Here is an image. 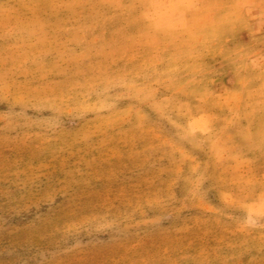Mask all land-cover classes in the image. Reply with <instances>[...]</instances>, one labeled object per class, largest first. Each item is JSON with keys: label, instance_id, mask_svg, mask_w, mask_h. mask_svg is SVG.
<instances>
[{"label": "rangeland", "instance_id": "obj_1", "mask_svg": "<svg viewBox=\"0 0 264 264\" xmlns=\"http://www.w3.org/2000/svg\"><path fill=\"white\" fill-rule=\"evenodd\" d=\"M0 264H264V0H0Z\"/></svg>", "mask_w": 264, "mask_h": 264}]
</instances>
